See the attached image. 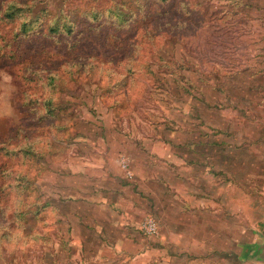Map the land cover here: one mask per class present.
I'll list each match as a JSON object with an SVG mask.
<instances>
[{"label":"rangeland","instance_id":"obj_1","mask_svg":"<svg viewBox=\"0 0 264 264\" xmlns=\"http://www.w3.org/2000/svg\"><path fill=\"white\" fill-rule=\"evenodd\" d=\"M7 1L0 0V138L8 148L0 153V170L7 169L0 176V199L6 200L0 201V264H169L162 241L139 228L140 248L116 234L110 251L90 260L78 253L74 258L65 244L71 237L68 217L78 209L92 221L103 209L87 204L81 209L65 201L56 214L52 199H96L99 166L111 163V157L119 177L129 181L118 159L135 148L138 138H168L178 129L202 132L209 125L187 117L188 100L198 108L195 117L217 119L220 114L214 111L253 115L247 99L256 96V102L261 94L244 89L251 83L264 85L257 72L264 68V0H95L103 13L106 5L123 8L128 14L122 26L105 16L99 22L85 19L78 11L91 4L85 6L84 0H34L31 26L19 36L24 18H3ZM50 9L55 17L70 12L69 20L76 22L72 34L47 32L42 14ZM252 52L260 55L252 61V75L234 78L230 70L247 63ZM235 97L239 111L232 108ZM207 101L221 102L223 108L209 111ZM23 145L31 150L26 160L5 155ZM255 165L264 166V159L243 157V180ZM25 171L27 179L18 180V172ZM22 184L29 185L28 191ZM99 186L107 188L102 182ZM23 190L28 200L20 196ZM249 191L242 189V196ZM228 192L232 196L234 190ZM24 199L26 209L41 210L33 227L27 224L34 220L25 222L13 214ZM244 203L240 221H227L225 235L209 237L211 250H224L219 256L211 253L209 264H264L246 248L256 239L263 243L255 223L264 209L250 213L248 200ZM227 208L233 211V206ZM77 231L90 233L82 226ZM94 241L90 249H95Z\"/></svg>","mask_w":264,"mask_h":264},{"label":"crops","instance_id":"obj_2","mask_svg":"<svg viewBox=\"0 0 264 264\" xmlns=\"http://www.w3.org/2000/svg\"><path fill=\"white\" fill-rule=\"evenodd\" d=\"M258 57L260 55L252 52L249 61L231 69L230 74L234 78L242 75L250 77L253 62ZM257 72L264 76V68ZM256 88L251 83L244 89L249 93L261 94L256 102H253L256 96L247 99L253 115L240 118L237 113L227 116L224 111H214L212 113L220 114L217 119L205 116V120L199 114L193 116L198 108L188 100L184 111L187 117L200 119L203 126L209 125L202 132L197 134L196 129L191 133L178 129L168 138L162 135L138 138L137 144L134 143L135 148L128 151V155L122 153L119 156H126L130 160L133 177L129 181H124L123 176L119 177L116 159L114 161L111 157V163L108 161L106 165L99 166L102 172L96 175L97 185L93 187L96 199L87 200L77 196L54 198L58 207H65L63 202L70 201L81 209L82 204L103 209L92 221H89V215L78 209L68 217L71 237L65 244L72 249L70 253L73 257L78 253L82 259L90 260L95 259L96 254L110 251V246L115 244L116 234L123 243H136L140 248L143 237L137 230L148 216L156 218L163 226L156 238L168 250L169 264H175L179 259L185 264H209L211 253L216 256L223 253L224 250L220 248L210 249L209 237L225 235L227 221L241 220L240 207L245 204V199L251 208L250 213H257V208L259 211L264 209V166L251 167L246 180L242 179L239 171L244 156L264 159V85ZM232 103V108L239 111V98L235 97ZM205 105L209 111L223 108L221 102L212 104L207 101ZM108 168L112 171L106 173ZM98 182L105 183L107 188H97ZM230 189L234 190L232 196L227 193ZM242 189L250 190L249 196H242ZM228 205L233 206V211L227 208ZM236 206H239L238 210ZM149 211L155 215L148 214ZM252 218L250 216V220ZM258 219L255 223L256 234L264 242V217ZM80 226L90 233L77 231ZM76 236L78 240H74ZM92 239H95V249L89 248ZM257 240L246 248L250 256L258 261L256 245L261 243ZM241 243L239 241V247L243 249ZM240 255L242 251L237 255L238 259ZM212 259L219 262L217 257Z\"/></svg>","mask_w":264,"mask_h":264},{"label":"trees","instance_id":"obj_3","mask_svg":"<svg viewBox=\"0 0 264 264\" xmlns=\"http://www.w3.org/2000/svg\"><path fill=\"white\" fill-rule=\"evenodd\" d=\"M32 1L34 0H8L6 2V7L5 10L3 11V18H6L8 20H13L16 19L18 17H23L24 19L22 20L21 24H20V28H19V33L17 34V36L21 35V33L26 32L29 27L31 26L32 23V18H34V16H32L30 13L32 11L33 8V3ZM86 5L85 6H89L88 4H91V6L87 7V8H91V9H87L85 8L84 10L78 11L81 15L84 16L85 19L88 20H93L95 22H99L100 18L105 16L106 19H108L107 22H113L115 20V22L117 24H119L120 26H122L123 24H125L126 20H124V17L128 14L123 8L119 7V6H108L106 5V9L104 10L105 12L103 13L101 11V6L98 4V2L96 3L95 0H84ZM42 13V12H41ZM44 19H47V32L48 33H59L62 31H67L68 34H72L74 31V26L76 24V22L74 20H69V16L71 15L70 12H63L61 15H59V17H55V13L50 9V10H46L43 14ZM39 17V15H38ZM110 20V21H109ZM44 29V28H43ZM44 30H42L43 32ZM46 32V31H45ZM52 112L53 109L49 108L47 109V115L52 116ZM18 132H20V130H18ZM17 132V133H18ZM25 137V136H24ZM10 140L13 139L11 138V136L9 137ZM6 141H2V139L0 138V153L2 151H4L6 148V146L4 145ZM21 152L23 154H21ZM29 153H31V150H29L28 148H24V145L20 147L19 151H6L5 155H10L11 159L18 156V157H24L25 155H28ZM27 158L26 156L24 157V159ZM26 160V159H25ZM23 160V162L26 161ZM38 162L40 164H42V158H38L37 159ZM24 164V165H25ZM7 169L4 170H0V176L1 175H5V171ZM19 176L17 177L18 180H26L27 179V175L28 172H18ZM8 175V173H6ZM0 185H2L0 183ZM23 186H26L27 188L25 190L28 191L29 189V185L27 184H22ZM21 186V185H20ZM25 190L20 191V193H22L20 196L24 197L26 200H28V194H25ZM2 196V194H1ZM2 198V197H1ZM24 199L23 204L18 207L15 208V212H13L14 216H16L17 218L21 217L22 221H27L29 222L30 220H34V222L29 223L27 225L33 227V223L35 224V216H37L40 213V208L36 211H34L33 209L27 208L25 204H27L26 200ZM43 198H41L42 201ZM1 202H6L3 201L2 199H0ZM52 202L55 204V213H58V206H57V200L52 199ZM20 203V202H19ZM2 205V203H1ZM5 208H7L6 205ZM25 206V207H24ZM24 207V208H23ZM3 212V210H0V214ZM32 216V217H31ZM26 227V226H25Z\"/></svg>","mask_w":264,"mask_h":264},{"label":"built area","instance_id":"obj_4","mask_svg":"<svg viewBox=\"0 0 264 264\" xmlns=\"http://www.w3.org/2000/svg\"><path fill=\"white\" fill-rule=\"evenodd\" d=\"M118 163L123 169L125 176L129 179L133 177V171L130 160L126 156H121ZM141 231L148 237H156L160 233V224L158 220L152 216L146 217L140 225Z\"/></svg>","mask_w":264,"mask_h":264},{"label":"water","instance_id":"obj_5","mask_svg":"<svg viewBox=\"0 0 264 264\" xmlns=\"http://www.w3.org/2000/svg\"><path fill=\"white\" fill-rule=\"evenodd\" d=\"M256 249L258 251L257 253H258L259 259L264 262V242L261 244H257Z\"/></svg>","mask_w":264,"mask_h":264}]
</instances>
